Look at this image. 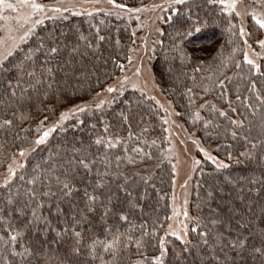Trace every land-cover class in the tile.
<instances>
[{"label": "snow or ice", "instance_id": "1", "mask_svg": "<svg viewBox=\"0 0 264 264\" xmlns=\"http://www.w3.org/2000/svg\"><path fill=\"white\" fill-rule=\"evenodd\" d=\"M83 2L89 4L92 10L80 11L75 4L64 6L59 0L56 5L38 3L37 0H0V21L4 22L0 27L5 32V35L0 37V77L3 78L5 97L4 100H0V104L8 107L13 101L26 99L30 102L36 99L39 101L36 111L40 114L39 118H35L34 127L31 125L20 127L14 124L13 119L0 121V129L11 131L18 127L19 131L14 133V136L15 140L20 141L16 150L10 153L5 151L4 145H0V155L4 156V159L0 160V224L4 225V235H0V264H40L41 253L46 244L63 241L65 238L72 241L70 254L74 257H83L77 264H165L169 244L167 237H175L184 246L182 252L187 253L191 251L189 246L192 244L188 239L189 230L198 232L202 243L208 246L214 264H249L247 256L252 258V264L257 262L264 264V227L259 226L264 224V203L260 206L259 217L254 219V204L245 203L242 194L245 185L249 193L259 195L264 191V138L252 137L251 127L245 135L237 131L244 128L248 117L235 119L207 100L199 105L200 109L208 106L210 112L227 118L228 124L232 127H225V133L233 140L239 138L244 141L243 150L238 151L235 158L232 151L226 153L228 162L206 150L199 140H192L204 159L211 161L218 173L229 170L232 167L231 162L251 166V175L223 177L225 183L240 189L238 199L243 207L238 208L230 200L222 197L224 211L220 210L218 203L216 208H210L211 215L205 222L199 216H189L187 194L182 205L176 204L177 197L173 195L172 215L167 216L166 221L174 223H167V227L163 228L157 218L151 220L150 226L149 220L144 218V207L140 203L144 200L147 189L145 188L143 192L139 190V182L147 185L150 177H143L139 172L129 174L121 167L124 162L129 165L135 164L136 158L126 155L128 152L126 140L119 134H110L111 126L102 116L97 118L103 125L102 133L92 134L97 128V123L91 122L92 118L96 117L97 112H102L105 105H111L115 99V97L109 99L104 94L123 95L129 77L122 75L115 83L106 87L101 86V91H97L91 100L81 99L77 102L75 100L77 86L82 88L85 82H90L96 75L94 70L85 68L82 59L88 56V52L80 51L79 42L84 41L86 49H93V43L88 41L78 28L75 45L69 46L64 33H60V36L48 33L46 36H37L35 44L27 50L21 47L35 35L37 26L44 24L45 20H67L66 13L69 12L77 16L86 14L89 17L103 13L117 19L125 15L131 19V14H137L135 19L138 21L137 27L140 28L143 24L139 23V13L159 10L162 14L158 15L156 20L173 26L175 35L172 37V50L179 53L183 62L191 60V55L184 50L182 42L193 38L194 33H201L208 21L201 22L199 17L194 19L193 5L189 4V0H162L159 4L141 7H129L117 0ZM206 2L209 6L218 7L216 15L225 22L224 31L229 34L228 42L233 43V38L238 37L242 44L233 48V52L239 51L242 54V61L235 63L236 69L247 66L248 74L264 81L262 63L264 38L255 40L259 47V51H256L249 43L253 34L252 29L245 23V18L250 17L256 30L264 32V0H254L253 5H246L243 8L240 6L244 0ZM178 6H187V9L181 12ZM234 19H239V24L234 23ZM213 22L219 26L220 19ZM104 23V20L99 22ZM91 26L95 29L96 41H104L106 37L100 34L99 25ZM154 31L161 36L164 35L160 27H156ZM132 35L135 36V31ZM61 37H64L63 41ZM141 39L145 40L144 49L147 51L146 38ZM116 43L119 44V39ZM162 43L161 40L154 41V44ZM95 47L98 48L99 44L97 43ZM64 49L68 50L67 58L62 62L57 61V66L53 67L52 58ZM77 56L81 57V60H75L74 57ZM128 61L131 63V56L128 57ZM117 67L121 72L124 71L123 64H118ZM141 71V67L137 66L134 75L139 77ZM192 79L195 80V77ZM225 80H231V77H225ZM225 80H220L218 84L222 89L221 95H226L223 91ZM89 86L91 87L90 83ZM132 87L135 89L138 86L133 83ZM139 90L144 91L143 88ZM249 90L255 94L257 103L247 102L249 98L246 96L244 97L246 107L251 110L252 116L260 112L261 129L264 132V95L257 90L256 80H251ZM203 91L208 92V87H204ZM192 92V88H186L189 105L196 103L192 98ZM50 98L54 103H45ZM149 98L156 99L154 96ZM236 99L240 100L241 97L237 95ZM156 103L159 105L158 100ZM57 104H63L65 107L57 111ZM160 107L163 108V105ZM229 110L237 112V109L231 106V102ZM165 111L168 112V109ZM15 115L13 112L14 117ZM120 115L124 123H128L129 117L124 113ZM179 115L180 113L175 110L169 112V117ZM18 118L21 122L34 119L30 114L23 112ZM192 118L203 119L205 128L212 124L211 120L201 117L200 111L193 113ZM163 123L169 124L170 119L164 118ZM171 123L174 124L175 121ZM249 123L251 124V121ZM85 127L90 130L87 140L76 135ZM215 127L219 128L220 125ZM70 131L71 137L68 136ZM146 131L147 129H142V132ZM164 131L168 132L169 129L165 128ZM21 132L25 135L21 136ZM53 133L63 134L62 142L54 149L49 148L46 156L40 155L33 162L32 158L36 156L40 146L47 145ZM132 135L133 133L129 131L128 139H131ZM155 143L153 140L152 144ZM121 145H125L123 153L117 154L112 151ZM217 147L219 148V145ZM227 147L231 148L232 145L229 144ZM131 151L138 154L141 159L151 158V153L146 152L144 148L134 147ZM200 164L201 160L192 158L193 170ZM257 168L258 176L255 175ZM172 170L176 172L175 165ZM190 178L189 176L188 179ZM188 179L181 185L182 188L187 187ZM175 184L176 181L173 179V188ZM215 191L223 192V189L217 188ZM206 195L211 200L214 198V191L208 190ZM181 216L183 220L180 219ZM53 217L57 220L56 225L53 223ZM14 219H22V227H13ZM188 221H195V226L189 229ZM201 227L204 230L198 231ZM161 229L163 235L158 234ZM28 232L44 238L42 241H36L37 247L31 243H19ZM50 232L55 234L52 241H48ZM210 234H213L212 244H209L208 240ZM257 234L261 237L260 245L250 244L249 237ZM149 250L156 254L148 255ZM229 252L235 255L230 256ZM220 254H223V259Z\"/></svg>", "mask_w": 264, "mask_h": 264}, {"label": "trees", "instance_id": "2", "mask_svg": "<svg viewBox=\"0 0 264 264\" xmlns=\"http://www.w3.org/2000/svg\"><path fill=\"white\" fill-rule=\"evenodd\" d=\"M151 0H117V2L126 3L129 7L143 5ZM189 4L193 5L192 15L194 19L199 17L201 22L208 21L207 26L201 33H194L193 38L186 39L182 42V47L191 55V60L182 62L177 51L172 50L173 39L175 35L173 26L167 23L162 24L164 35L161 36L162 44L154 46L152 72L154 79L161 90V92L172 102L174 108L180 113L179 118L190 134L199 139L202 146L206 147L209 152L217 156L219 159L226 160V153L232 151L234 158L238 151L243 150L244 141L237 138L233 140L229 134L225 133V127L231 128L228 124L227 118L219 117L216 113L210 112V108L206 106L200 109L199 105L205 100L210 104H215L228 113L235 119H242L245 116L244 128L237 129L241 135L248 134L251 127V136L257 139L264 138V132L261 129L260 112L256 116L251 115V110L246 107L247 102L256 104L255 94L249 90L251 80H256L257 90L264 95V81L259 77L248 74L247 66L241 69H236V61H242V54L239 51L233 52V48L242 46L238 37L233 38V43H229V34L224 31L225 22L222 18H218L216 13L218 7L207 5L206 0H189ZM181 12H185L187 6H178ZM67 20H48L44 24L36 28V33L21 47L27 50L35 44L37 36H46L48 33H54L60 36L64 33L69 46L75 45L78 39L76 29L83 33L88 41L93 43V49H86L85 42L80 41V51L88 52V56L82 59L86 69L94 70L96 75L92 77L90 82H85L83 87H78L75 100L80 102L82 100H89L95 95L97 91H101V86L105 87L111 82L121 71L117 67L118 64L126 65L128 61L129 49L132 46V36L130 33L129 24L122 19H117L115 16H105L103 13L94 14L93 17L87 15H73L66 14ZM220 19L219 26L213 21ZM104 20V24H99ZM236 23V19H234ZM91 25H99L101 35L106 39L102 42L96 41L95 29ZM248 27L252 29V36H258V31L253 22H249ZM171 34V35H170ZM119 39V44L116 41ZM64 40V37H61ZM99 44L96 48L95 45ZM68 56V50L64 49L57 56L52 58V66L56 67L57 61H63ZM42 59V58H41ZM75 60H81V57H74ZM202 62V63H201ZM79 67V65H78ZM199 68V71H195ZM195 77V80L192 78ZM225 77H231V80H225ZM59 78V77H58ZM220 80H225V88L223 91L226 95H221L222 89L218 86ZM91 84V87L89 86ZM204 87H208L209 91L204 92ZM186 88H192V98L196 101L194 105H189ZM3 78L0 77V100H4L3 95ZM241 97L240 100L236 96ZM248 97L249 101H245L244 97ZM229 102L231 106L237 109L236 113L229 110ZM45 103H54L50 98ZM39 101L33 99L32 101L18 100L13 101L10 106L5 107L0 104V121L3 119H13L15 125L20 127L35 126V118H39L36 108ZM65 105L57 104V111L62 110ZM200 111L201 117L212 121L208 127H204V120H194L193 113ZM13 112L16 113L15 117ZM30 114L34 119L19 120L20 113ZM121 113L129 117L128 123H124ZM103 117L110 127V134H119L126 140V147L128 152L126 155H132L136 158V163L129 165L126 162L121 164V167L131 174L132 172H139L143 177H150L147 185L139 182V190L141 192L146 188L144 200L140 203L144 207V218L149 220L159 219L163 228L167 227L168 221L166 217L169 216V201L172 186V165L165 159L168 141L164 131V123L162 119V112L158 106L150 99L144 98L135 91H125L123 95L119 96L111 105H105L102 112H97L96 117L92 118L91 122L97 123V128L92 132L93 135L102 133L103 125L98 122L97 118ZM85 118V117H82ZM86 119V118H85ZM251 121V124L249 123ZM220 125L219 128L215 127ZM130 126V127H129ZM142 129H147L142 132ZM19 128H14L11 131L0 129V145H4L6 152L10 153L16 150V146L20 141L15 140L14 133L18 132ZM133 133L132 138L128 139V133ZM90 130L85 127L81 132L76 133L77 136L87 140ZM21 136L25 133H20ZM31 135V134H29ZM71 131L68 136L71 137ZM63 134L53 133L47 145L40 146V150L33 157V162L39 158L40 155H47L49 148H56L62 142ZM155 140L156 143L152 144ZM232 147L228 148L227 145ZM219 145V148L217 147ZM125 145L119 146L112 151L120 154L123 153ZM134 147L144 148L146 152L151 153V158L144 157L141 159L138 154L131 151ZM4 156L0 155V160ZM226 162H228L226 160ZM229 170L216 172L215 166L208 160H201V164L197 166L192 177V194L189 201V214L191 217H201L205 222L210 217V208H216L220 204V210L223 212L225 208L222 197L230 200L238 208L243 205L238 199L241 194L238 187L229 185L223 181L225 175L232 177H240L251 175V166L247 164L237 165L234 162ZM30 171V166H29ZM255 175H259V169L255 170ZM219 182V183H218ZM154 186V187H153ZM217 188H222L223 192L215 191ZM208 190L214 191V198L209 200L206 193ZM230 193V195H229ZM245 203L252 202L254 204V216L256 219L260 214V206L264 203V191L259 195L256 193H249L247 185L242 193ZM123 194H121L122 196ZM67 211V207L65 206ZM47 214V213H45ZM193 222L195 226L196 222ZM13 227H22L23 220H13ZM54 225L57 220L53 217ZM59 226V225H57ZM264 227V224H259ZM201 227L198 231H203ZM163 235V230L158 233ZM0 235H4V225L0 224ZM54 233L48 234V241H52ZM227 235V233H226ZM42 236L28 232L19 240V243H31L37 247V240H43ZM169 244L168 253L165 257V264H214L211 261L208 246H205L198 232L189 231L188 239L192 242L189 246L191 251L184 253V247L174 237H167ZM209 244L214 242L213 234L208 237ZM249 243L259 246L261 237L253 235L249 237ZM72 241L65 238L63 241H57L45 246L41 253L40 264H77V261H82L83 257H74L70 254ZM227 251V250H226ZM177 253H180L178 256ZM156 254L149 250L148 255ZM223 259V254H220ZM230 256L234 253L229 252ZM203 258V259H202ZM249 264H252V258L246 257ZM258 264V262H257Z\"/></svg>", "mask_w": 264, "mask_h": 264}, {"label": "rangeland", "instance_id": "3", "mask_svg": "<svg viewBox=\"0 0 264 264\" xmlns=\"http://www.w3.org/2000/svg\"><path fill=\"white\" fill-rule=\"evenodd\" d=\"M37 2L45 3L49 5H56L58 3V0H37ZM59 2L62 3L64 6L75 4L77 6V10L80 11H83L84 9H87L88 11L92 10L91 6L89 4L84 3L83 0H59ZM161 2L162 0H151L143 5L159 4ZM253 4H254V0H244L243 4L240 7L243 8L246 5H253ZM141 6L142 5H138L134 7H141ZM69 13L72 14L71 12ZM161 14L162 13H160L159 10H157L156 12L147 11V12L139 13L138 14L140 16L139 23L143 24V27L140 28L137 27L138 21L135 19V16L137 14H131V19H129L128 15L122 16V18H120L123 21L127 22V24H129L130 33L132 36V46L130 49H134L135 51H131V52L129 51L128 57L129 56L132 57L131 63L127 61L126 65H124V71L120 72L107 85L115 83L118 77H121L122 75H127L129 77V82L125 85L124 92L128 90L135 91L138 94L142 95L144 98H148V99H150L149 97L154 96L156 99L155 100L150 99V100H152L161 110L162 119L164 118L170 119V123L164 124V128L169 129L168 132L165 131L166 138L168 141L165 159L172 165V169H173V165L176 166V172L174 173L172 170V174H173L172 181L173 179H175L176 184H175V188H173V185L171 186V194L169 201V207H170L169 216H171L172 207H173V200H172L173 195L177 197L176 204L182 205L183 200L185 199V194H187L186 198L188 200L187 207L189 213V201L192 194V177L197 168L196 166L195 170H193L192 158L195 157L196 159L199 160H205V159L203 157V154L199 152L196 146L192 143L193 139L196 140L199 139L188 132L183 122L180 120L179 116L169 117V112H171L172 110L176 111V109L174 108L172 102L161 92L154 79V75L152 72V61L154 59L153 58L154 46L157 45L154 44V41L161 39V35L156 33L154 29L156 27H160L162 29L163 22L156 20V17ZM163 15H167V13H163ZM46 21L48 20H45V22ZM249 22H252L250 17H246L245 23L247 27ZM3 23H4L3 21H0V25H3ZM236 23L239 24V19H236ZM133 31H135V36L132 35ZM4 35L5 32L3 31L2 27H0V37ZM141 37L146 38V43L148 46L147 51H145L144 49L145 40H142ZM258 38H264V32H259L257 37L251 36V38L249 39V43L253 45V48L256 51H259V47L255 44V40ZM137 66H140L142 69L141 75L139 77L134 75ZM133 83L137 84L138 87L134 89L132 87ZM140 88H143L144 91L141 92L139 90ZM104 95L107 96V98L109 99L115 97L113 102L116 99H118L119 96H121L118 93H111V94L105 93ZM157 100L159 101V105L156 103ZM160 105H163V108H161ZM165 109H168V112H166ZM171 121H175V123L173 124L171 123ZM177 125H179V127H177ZM181 141H183V143H181ZM204 148L207 150L206 147ZM189 176L191 177L190 179H188ZM186 179H188L187 187L182 188L181 185L184 183ZM180 219L183 220V216H181ZM168 223H174V221H168ZM188 225H189V229H191L193 227V222L188 221Z\"/></svg>", "mask_w": 264, "mask_h": 264}]
</instances>
